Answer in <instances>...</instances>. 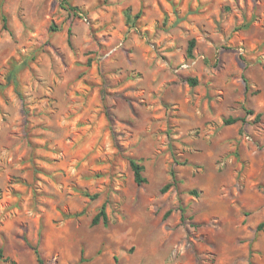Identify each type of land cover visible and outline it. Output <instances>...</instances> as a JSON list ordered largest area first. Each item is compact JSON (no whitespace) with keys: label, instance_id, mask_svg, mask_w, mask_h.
I'll use <instances>...</instances> for the list:
<instances>
[{"label":"rangeland","instance_id":"obj_1","mask_svg":"<svg viewBox=\"0 0 264 264\" xmlns=\"http://www.w3.org/2000/svg\"><path fill=\"white\" fill-rule=\"evenodd\" d=\"M33 247L264 264V0H0V264Z\"/></svg>","mask_w":264,"mask_h":264},{"label":"trees","instance_id":"obj_2","mask_svg":"<svg viewBox=\"0 0 264 264\" xmlns=\"http://www.w3.org/2000/svg\"><path fill=\"white\" fill-rule=\"evenodd\" d=\"M141 15V11H138L136 12L135 14H131L130 12H126L125 16H126V20L127 22L129 23H132L133 20L139 18ZM194 45H195V42L194 40H190L189 44H188V54L191 55L192 53V50L194 48ZM187 82L191 85H194L196 84V79L194 78H187ZM247 88V86H246ZM235 119H226L225 122L226 123H232L234 122ZM129 164L131 166V169L133 171V176H134V181L137 183V184H141L143 182H145V177L142 175V170H143V165L140 164L138 161H136L135 159H129ZM165 188H167V185L164 187V190ZM99 218H102V220L104 222H106V215H105V211H104V207L102 206L98 213L92 218V221H91V224L94 225L96 224L98 221H99ZM263 223H260L258 225V228L262 226ZM33 251L36 255V259H37V262L38 264H44L43 262V259L41 258L38 250L36 247H33ZM2 258V250L0 249V259ZM248 264H252L251 261L248 262Z\"/></svg>","mask_w":264,"mask_h":264}]
</instances>
